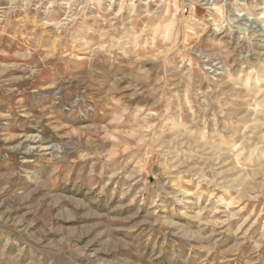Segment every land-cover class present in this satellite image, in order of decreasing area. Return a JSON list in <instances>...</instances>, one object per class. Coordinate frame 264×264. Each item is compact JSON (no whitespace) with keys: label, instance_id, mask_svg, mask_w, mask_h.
Instances as JSON below:
<instances>
[{"label":"rangeland","instance_id":"rangeland-1","mask_svg":"<svg viewBox=\"0 0 264 264\" xmlns=\"http://www.w3.org/2000/svg\"><path fill=\"white\" fill-rule=\"evenodd\" d=\"M0 264H264V0H0Z\"/></svg>","mask_w":264,"mask_h":264}]
</instances>
